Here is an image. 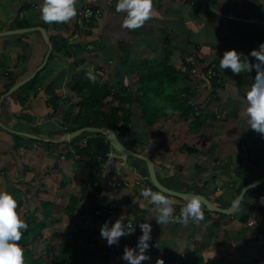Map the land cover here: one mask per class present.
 <instances>
[{
    "label": "crops",
    "instance_id": "1",
    "mask_svg": "<svg viewBox=\"0 0 264 264\" xmlns=\"http://www.w3.org/2000/svg\"><path fill=\"white\" fill-rule=\"evenodd\" d=\"M41 2L0 0V33L41 27L52 46L37 76L3 97L42 65L48 46L37 31L0 36V191L24 201L19 218L26 208H40V202L51 200L58 208L48 192L67 185L60 177L69 179L77 170L78 154L70 143L75 138L63 139L72 133L79 110L72 86L79 78H90L89 72L111 90L105 111L124 102L123 109L131 114L128 131L118 139L151 158L166 188L228 208L245 185L264 176V135L248 127L243 103L255 69L237 74L219 67L225 50L248 55L264 42V0H153L151 17L135 29L123 26L125 13L115 10L116 0H76V7L98 11L88 22L75 16L68 22L45 23L39 18ZM155 66L171 67L179 76L168 73L171 89L154 99L165 117L148 128L141 118L138 80ZM208 69L214 77L205 75ZM174 94L185 98L194 114L174 110L165 99ZM80 136L74 144L82 148L87 139L102 135ZM111 152L101 165L96 207L112 208L115 214L93 218L92 229L119 217L134 230L98 258L102 264H128L123 251L135 248L143 221L152 225V239L147 250L151 259L141 264H156L157 259L163 264H183L185 259H194L193 264H264V183L248 190L231 215L202 205L204 218L187 224L176 219L186 201L165 194L173 201V213L159 223L156 206L142 195L149 188L145 163L128 158L122 169ZM180 158L192 164L184 167ZM137 180L142 184L136 185ZM117 194L118 199L110 198Z\"/></svg>",
    "mask_w": 264,
    "mask_h": 264
},
{
    "label": "trees",
    "instance_id": "2",
    "mask_svg": "<svg viewBox=\"0 0 264 264\" xmlns=\"http://www.w3.org/2000/svg\"><path fill=\"white\" fill-rule=\"evenodd\" d=\"M145 72L148 75L143 73V77L138 80L139 88L143 92L139 98L141 102V118L146 122V126L151 128L165 117L162 109L154 104V99L162 93V89H157L155 83L158 82L159 85L167 83L170 81L168 79L169 72H175L176 75L178 73L171 67L161 66H155L150 68V70H145ZM72 91L74 98L78 100L75 104L79 109L75 121L77 117L82 118L84 121L76 128L74 124L71 132L86 127L103 130L112 129L120 137L121 133L128 131L131 114L123 109L124 102L121 106L110 107L108 111L104 109L106 100L112 96L111 90L107 86L101 85L90 78H79L74 82ZM165 99L172 105L174 110L180 111L181 115L189 116L192 113L194 114L192 106L185 98L177 99L176 94H174L171 98L165 96ZM197 118L198 120L200 119L199 116ZM197 118L196 122H198ZM82 136L75 138L70 143L77 154L84 157V163L89 171L88 179L90 178L86 186L88 189H94V194L91 195L87 191H78L76 194H71L64 209L68 212L69 219H72L74 215L82 216V211L79 210L78 205L82 208L89 207L86 211L87 215H85L86 222L94 218L93 214L97 204L96 196L100 193L101 187L100 169L102 163L109 157L111 149L102 136L87 139L85 145L80 148L74 142L82 139ZM148 186L154 189L150 182H148ZM40 204V208L32 211L26 208L24 216L20 218L28 224L27 230H22V237L18 241L23 249L24 264H86L88 258L103 255L102 250L104 252L105 248L100 247L99 241L96 239V237L100 236V229H85L74 225L70 226L71 230L69 233L71 238L69 240L63 239L56 243L52 241L51 236L46 241L43 231L50 227L56 228L60 218L57 214L56 204L51 200L40 202ZM24 205L23 200L17 202L16 211L24 210ZM56 233V231H53V237L56 236Z\"/></svg>",
    "mask_w": 264,
    "mask_h": 264
},
{
    "label": "clouds",
    "instance_id": "3",
    "mask_svg": "<svg viewBox=\"0 0 264 264\" xmlns=\"http://www.w3.org/2000/svg\"><path fill=\"white\" fill-rule=\"evenodd\" d=\"M153 0H116L115 10L125 13L122 20L123 26L135 29L142 26L152 15ZM77 15L76 0H42L39 9V18L45 23L68 22ZM256 58L250 61L248 56ZM219 67L223 71L230 68L233 73L251 72L255 69L254 80L244 94L243 103L247 113V125L253 130L264 135V42L258 48H254L248 55L236 49H228L220 56ZM91 79H95L91 72ZM120 194L110 198H119ZM142 195L147 198V204L155 205L159 213L155 219L159 223H166L173 213V201L163 191H153L145 188ZM186 203L180 209L176 218L179 222L187 224L189 220H202L204 211L202 200L198 195L185 194ZM17 200L8 191H0V264H24L23 249L18 243L23 231L28 224L19 218ZM141 235L133 247H125L122 259L128 264H141L150 260L147 253L152 239V225L147 221L139 223ZM134 230L129 223L122 218H116L111 223L106 220L100 227L101 238L108 245L119 243L121 236L128 235ZM156 264H163L162 259H157Z\"/></svg>",
    "mask_w": 264,
    "mask_h": 264
},
{
    "label": "water",
    "instance_id": "4",
    "mask_svg": "<svg viewBox=\"0 0 264 264\" xmlns=\"http://www.w3.org/2000/svg\"><path fill=\"white\" fill-rule=\"evenodd\" d=\"M32 31H37L41 34L44 42L48 46V52L44 57L42 65L39 66L28 79H26L25 81H22L20 84L14 85L3 97L10 94L13 90L17 89L20 85H22L25 82L32 79L36 75V73L41 70V68L46 64V62L48 60V57L51 53V47L52 46L48 40V36L46 34V31L41 27L18 29V30L0 33V36H2V35L24 34V33L32 32ZM84 132L100 133L105 138L108 145L110 146V149L112 151L110 153V156L120 160L121 161V165H120L121 167H127L128 166V161H127L128 158H134V159H138V160L143 161L146 165L148 180L152 184V186L155 189H157L158 191H163L165 194H168L170 196H173V197L179 198L181 200H185V201H186L185 194H193V193L176 192V191L170 190V189L166 188L165 186H163L157 178L155 168H154V162L151 160V158L148 157L147 155L136 153L133 150H131L130 148H128L126 145H124L122 142H120L116 133L112 129L103 130V129H98V128L86 127V128L78 129V130H76L70 134L65 135L63 140H64V142L69 141L71 139H74V138L80 136ZM16 134H21L27 138H30V139H33L36 141L45 142V143L50 141L49 139H42V138H39L38 136H35L32 134L19 133V132H16ZM118 174H119V176H122L121 173H118ZM263 183H264V176L248 183L247 185H245L241 189L238 196L235 198L234 202L228 208H219L216 205H214L212 202L207 200L205 197H203L201 195H198V196L202 200V205H204L208 211L213 212V213L224 214V215H231L237 209V207L240 204V202L242 201L245 193L248 190L254 188L255 186L261 185Z\"/></svg>",
    "mask_w": 264,
    "mask_h": 264
},
{
    "label": "rangeland",
    "instance_id": "5",
    "mask_svg": "<svg viewBox=\"0 0 264 264\" xmlns=\"http://www.w3.org/2000/svg\"><path fill=\"white\" fill-rule=\"evenodd\" d=\"M168 83L169 82L159 85V83L156 82L155 86H156L157 89H162V93H163V90L165 91L167 89H171V84H168ZM162 93H161V95H162ZM161 95H158L157 97L160 98ZM83 121L84 120L82 118L77 117V119H76V121L74 123L75 124V128L78 125L82 124ZM179 161L181 162L182 165L184 164V167L188 166V165L190 166L192 164V161L191 160H187V159L186 160H182L180 158ZM84 162H85L84 157H81V156L78 155V159H76V161H75V165H77V170H74L71 173V178L68 179L65 176L60 177L62 179V181H64V183H67V185H65L64 187L59 186V185L53 186V189L50 192H48V196L50 194L51 197L57 203V207H58L57 208V211H58L57 214H58V216L60 218V222H59L58 226H56V228L50 227V228H47V229H45L43 231V234H44V237H45L46 241L51 236H52V238H51L52 241H54L56 243H58L59 241H62L63 239L64 240H66V239L69 240L71 238V234L69 233L70 230H71L70 226L76 225L78 227L85 228V229H92L93 226H94V224L92 223V219L87 220L85 222V220H86L85 215H87L86 211H87V209L89 207L88 208H82V207H80V205H78L79 206V210L82 211V216L74 215L72 217V219H69L70 217L67 214L68 212L64 209V207L66 206V204L68 202L69 196H71V194H76V193H78V191H84V192L88 191V187L86 185H87V182L89 181L90 178L88 179L89 171H88V168H87V166H86V164ZM122 169H123V167H122ZM126 173H127V171H126ZM126 177L128 179H130L132 176H130L127 173ZM101 189H102V184H101L100 190ZM91 190H92L91 193L94 194V192H93L94 189H91ZM21 213H22V211H20V216H21ZM57 214H55V215H57ZM53 231L57 232L55 237H53ZM43 244H45V243H43ZM99 246L103 248V246H102V244L100 242H99ZM103 253H105V252H103V250H102V254ZM101 256L102 255H100L98 257H90V258H88V260L86 261V264H102L101 260L98 259V258H101ZM193 263H195L194 259H189V261H188V259H185L184 262H183V264H193Z\"/></svg>",
    "mask_w": 264,
    "mask_h": 264
},
{
    "label": "built area",
    "instance_id": "6",
    "mask_svg": "<svg viewBox=\"0 0 264 264\" xmlns=\"http://www.w3.org/2000/svg\"><path fill=\"white\" fill-rule=\"evenodd\" d=\"M98 11L94 10L93 8L87 7V6H79L77 7V18L81 21H86L88 22L91 18H93L94 15L97 14ZM205 75L208 78H212L214 77V72L212 69H208L207 71H205ZM136 185H141L142 183L140 182V180H137L135 182ZM115 211L112 208H103V207H96L94 210V214L93 217L97 218V219H105L107 217H110L111 215H114ZM131 225L132 227V223L131 222H127ZM100 229V228H99ZM98 240L100 243H103V247L104 252L103 254H107L109 252H112L114 250V245H108L106 240L104 238H101V235L99 236Z\"/></svg>",
    "mask_w": 264,
    "mask_h": 264
}]
</instances>
